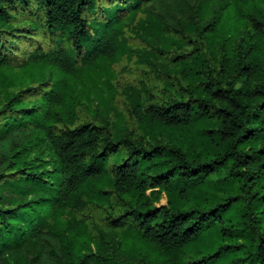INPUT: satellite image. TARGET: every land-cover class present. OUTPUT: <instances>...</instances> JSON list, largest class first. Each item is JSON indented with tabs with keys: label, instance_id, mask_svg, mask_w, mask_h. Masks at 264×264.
I'll use <instances>...</instances> for the list:
<instances>
[{
	"label": "trees",
	"instance_id": "1",
	"mask_svg": "<svg viewBox=\"0 0 264 264\" xmlns=\"http://www.w3.org/2000/svg\"><path fill=\"white\" fill-rule=\"evenodd\" d=\"M0 264H264V0H0Z\"/></svg>",
	"mask_w": 264,
	"mask_h": 264
},
{
	"label": "rangeland",
	"instance_id": "2",
	"mask_svg": "<svg viewBox=\"0 0 264 264\" xmlns=\"http://www.w3.org/2000/svg\"><path fill=\"white\" fill-rule=\"evenodd\" d=\"M179 1V0H171V2ZM184 1V0H183ZM191 5H195L196 3H206L207 5H212L215 8H218V4H222L223 0H186ZM150 6V13L139 14L134 21L135 26L132 28L131 31L135 33L136 38L132 40V45L135 49L138 50V53L141 57L134 56L131 59H124L121 63L116 64L114 66V72L116 74V82L117 84L121 85L122 87L128 84L132 85H139L141 80H147L152 78L154 80V70L151 69V65L155 66V62L162 63L163 59L157 54V59H152L150 57V53L152 52V48L148 46L147 42L141 39L142 36V27L146 24L148 20H155L158 15L165 14L166 10L165 7L162 6L161 2H154L149 5ZM172 8V5H168L166 8ZM261 15V14H260ZM144 38V37H143ZM165 62V61H164ZM151 64V65H150ZM85 84L89 87L90 90H94L91 100L93 101V105L98 111V120L102 121L105 117L109 116L110 108L108 106L110 95L105 92L102 93L100 90L103 87V84L100 82L99 76L92 75L85 81ZM81 85L78 86L77 90L80 92ZM109 89V88H107ZM77 91V92H78ZM115 105L121 110V112H125L123 106V95H118L115 93ZM85 103H87L85 101ZM84 112V111H83ZM86 114L85 112L83 113ZM127 119V115L125 114ZM97 120V121H98ZM160 204H166L165 199H163Z\"/></svg>",
	"mask_w": 264,
	"mask_h": 264
}]
</instances>
